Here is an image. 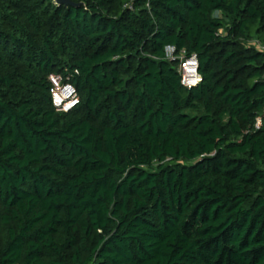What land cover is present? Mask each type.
<instances>
[{
    "label": "trees",
    "instance_id": "trees-1",
    "mask_svg": "<svg viewBox=\"0 0 264 264\" xmlns=\"http://www.w3.org/2000/svg\"><path fill=\"white\" fill-rule=\"evenodd\" d=\"M70 1L0 0V264H264V0Z\"/></svg>",
    "mask_w": 264,
    "mask_h": 264
},
{
    "label": "built area",
    "instance_id": "built-area-1",
    "mask_svg": "<svg viewBox=\"0 0 264 264\" xmlns=\"http://www.w3.org/2000/svg\"><path fill=\"white\" fill-rule=\"evenodd\" d=\"M260 51L264 53V46L258 42L255 43ZM167 55L170 59H174V48H167ZM181 70H182V84L191 89L196 87L201 82V76L199 74V62L197 55L186 57V53H181ZM50 81L53 85L52 98L53 104L58 111L68 113L72 111L80 102L76 88L69 84L64 83L62 78L58 75H52ZM262 121L259 119L257 127L259 128Z\"/></svg>",
    "mask_w": 264,
    "mask_h": 264
},
{
    "label": "water",
    "instance_id": "water-1",
    "mask_svg": "<svg viewBox=\"0 0 264 264\" xmlns=\"http://www.w3.org/2000/svg\"><path fill=\"white\" fill-rule=\"evenodd\" d=\"M57 4L58 5H62V4H65L66 6H78L74 3H72L70 0H56Z\"/></svg>",
    "mask_w": 264,
    "mask_h": 264
}]
</instances>
